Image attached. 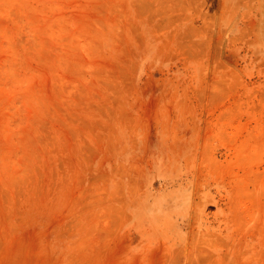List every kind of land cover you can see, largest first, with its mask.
Returning a JSON list of instances; mask_svg holds the SVG:
<instances>
[{
	"label": "rangeland",
	"instance_id": "rangeland-1",
	"mask_svg": "<svg viewBox=\"0 0 264 264\" xmlns=\"http://www.w3.org/2000/svg\"><path fill=\"white\" fill-rule=\"evenodd\" d=\"M0 264H264V0H0Z\"/></svg>",
	"mask_w": 264,
	"mask_h": 264
},
{
	"label": "bare ground",
	"instance_id": "bare-ground-1",
	"mask_svg": "<svg viewBox=\"0 0 264 264\" xmlns=\"http://www.w3.org/2000/svg\"><path fill=\"white\" fill-rule=\"evenodd\" d=\"M229 58V57H228ZM232 58V57H231ZM233 59V58H232Z\"/></svg>",
	"mask_w": 264,
	"mask_h": 264
}]
</instances>
